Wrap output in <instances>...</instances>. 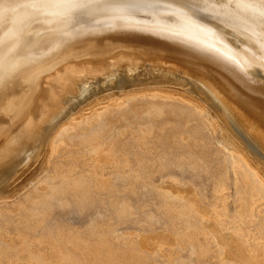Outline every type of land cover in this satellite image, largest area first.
Segmentation results:
<instances>
[{
  "label": "bare ground",
  "instance_id": "obj_1",
  "mask_svg": "<svg viewBox=\"0 0 264 264\" xmlns=\"http://www.w3.org/2000/svg\"><path fill=\"white\" fill-rule=\"evenodd\" d=\"M161 1L0 0V264H264V9Z\"/></svg>",
  "mask_w": 264,
  "mask_h": 264
},
{
  "label": "rangeland",
  "instance_id": "obj_2",
  "mask_svg": "<svg viewBox=\"0 0 264 264\" xmlns=\"http://www.w3.org/2000/svg\"><path fill=\"white\" fill-rule=\"evenodd\" d=\"M136 2H134V3H138L139 2V0H135ZM102 2H104V3H106V4H108L109 2H111L109 5H106L108 8L110 7V9L111 8H115V10H117V8L118 9H120L119 11H125L126 12V14L127 15H130V17H131V19L130 20H133V21H136L137 23H139V24H141L140 22H142V23H149L150 21V18H152L153 16H156V17H159V18H161V19H168V15H165L164 14V11L166 10V6H170L169 4H165L162 8L161 7H159L158 9H156L155 10V12L156 11H158V12H156V13H154V12H149L148 11V8H145V7H143V6H137V5H135V4H128V5H119L117 2H116V4H114L115 3V1H109V2H107V0H96V4H97V8L99 9L103 4H102ZM113 3V4H112ZM158 4H163V1H161V0H158ZM118 5V6H117ZM171 6H173V5H171ZM141 7H143V8H141ZM155 30H158V28H156ZM239 73L242 75V76H244V77H246V79L248 78L249 80H255V81H258V83L259 84H262V83H264V76H256L254 73H253V70H252V68L249 66V65H246V64H243L242 65V69H239ZM222 127H224V129H222ZM225 129H228V128H226L225 127V125L223 124L222 126H221V131H222V133H224L225 135H230V138H232L231 140L233 141V137L231 136V134H230V132L228 131V130H225ZM224 130L226 131V133L224 132ZM228 133V134H227ZM32 170H33V166L31 167H29V168H27L25 171H23L22 173H20L18 176H16L15 178H14V181H11L10 183L8 182V183H3V185H1V187H0V189L1 190H3V191H7V190H9L11 187H12V185H13V187L12 188H16V189H18L19 188V184H21V182L23 181V179L25 178L26 179V177L28 176V175H30L31 173H32ZM31 172V173H30ZM24 179V180H25ZM158 180H159V176H157V175H155L154 177H153V179H152V181H153V183H155V184H157L158 183ZM17 182H18V184H17ZM200 183H204V180L203 179H201L200 180ZM8 184H9V186H8ZM18 186V188L15 186ZM7 187V188H6ZM81 221V220H80ZM80 221H77V220H73L72 222H75L74 224H79L80 223ZM82 222V221H81ZM129 231H134V228H132V227H129V229H128Z\"/></svg>",
  "mask_w": 264,
  "mask_h": 264
},
{
  "label": "snow or ice",
  "instance_id": "obj_3",
  "mask_svg": "<svg viewBox=\"0 0 264 264\" xmlns=\"http://www.w3.org/2000/svg\"><path fill=\"white\" fill-rule=\"evenodd\" d=\"M66 3L69 7L81 6L78 4H74L73 0H66ZM256 6H257L256 0H243V2H241V0H237L236 5H235L237 10L241 7H243V8H255ZM258 6L262 9H264V0H258ZM259 23L262 27H264V11H262L260 13ZM4 47H6L5 43L3 41H0V49H3Z\"/></svg>",
  "mask_w": 264,
  "mask_h": 264
}]
</instances>
